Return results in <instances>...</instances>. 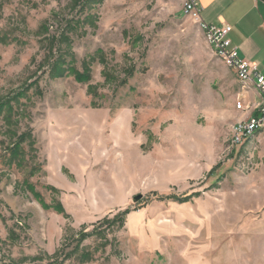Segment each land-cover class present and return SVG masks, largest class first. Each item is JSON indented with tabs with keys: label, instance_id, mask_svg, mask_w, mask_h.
Listing matches in <instances>:
<instances>
[{
	"label": "rangeland",
	"instance_id": "1",
	"mask_svg": "<svg viewBox=\"0 0 264 264\" xmlns=\"http://www.w3.org/2000/svg\"><path fill=\"white\" fill-rule=\"evenodd\" d=\"M184 1L0 0V264H264L253 89Z\"/></svg>",
	"mask_w": 264,
	"mask_h": 264
},
{
	"label": "crops",
	"instance_id": "2",
	"mask_svg": "<svg viewBox=\"0 0 264 264\" xmlns=\"http://www.w3.org/2000/svg\"><path fill=\"white\" fill-rule=\"evenodd\" d=\"M198 8L204 24L231 27L230 46L264 77V0H198Z\"/></svg>",
	"mask_w": 264,
	"mask_h": 264
},
{
	"label": "built area",
	"instance_id": "3",
	"mask_svg": "<svg viewBox=\"0 0 264 264\" xmlns=\"http://www.w3.org/2000/svg\"><path fill=\"white\" fill-rule=\"evenodd\" d=\"M183 11L190 18L199 23L200 28L210 31V40L215 43V55L223 56L226 59L229 69L234 70V74L238 80L246 81L253 91L258 95V101L255 103H247L253 105V113L248 115L244 120L234 124L231 131L232 146H239L240 141L244 140L246 130L254 126L264 125V77L257 71V68L251 62L238 57L237 52L230 46L228 34L231 31L229 25L223 24L220 27L204 24L199 16L198 0H185ZM237 109L245 111L238 103Z\"/></svg>",
	"mask_w": 264,
	"mask_h": 264
},
{
	"label": "trees",
	"instance_id": "4",
	"mask_svg": "<svg viewBox=\"0 0 264 264\" xmlns=\"http://www.w3.org/2000/svg\"><path fill=\"white\" fill-rule=\"evenodd\" d=\"M59 39H62V35L59 37ZM58 40H56V39L53 40L54 45H55V43L60 42ZM65 40H66V38L63 41L65 42ZM51 52H52V50H51ZM56 52H57L56 57L55 58L53 57L54 60H52L51 64H49V75L53 79L63 77L64 73L68 74L69 68L67 66L70 64V62H66L63 58L64 55L66 54L65 51L63 52L62 50L57 49ZM88 73H89V67L85 64V65H83V72L82 73H74V78L78 82H83V79L84 78L86 79V77H88ZM88 90L89 91L92 90V87H89ZM14 148H15V146H13L11 152L16 151V148L15 149ZM17 151H18V149H17ZM176 199H180V198H176ZM126 213L127 212H125V214ZM106 222H108V220ZM88 236H89L88 234L80 233L78 242L82 241L83 239H85V237H88ZM77 244H79V243H77Z\"/></svg>",
	"mask_w": 264,
	"mask_h": 264
},
{
	"label": "bare ground",
	"instance_id": "5",
	"mask_svg": "<svg viewBox=\"0 0 264 264\" xmlns=\"http://www.w3.org/2000/svg\"><path fill=\"white\" fill-rule=\"evenodd\" d=\"M185 2V1H184ZM201 30L203 31L204 33V36H205V39H206V42L209 44V46L211 47V49L214 51L215 53V43L210 40V31L209 30H204L203 28H201ZM218 58H220L223 62H225L227 65V61L226 59H224L223 56H217ZM234 71V70H233ZM239 82L243 85V86H249V84H247L246 81H243V80H239ZM251 87V86H250ZM238 107V105H237ZM252 115V114H251ZM264 129V125H261V126H254V127H251V129L249 130H246V135H244V140L247 139V137H249L250 135H252L254 132L256 131H259V130H263ZM243 140V141H244ZM243 141H240L239 145L243 143Z\"/></svg>",
	"mask_w": 264,
	"mask_h": 264
},
{
	"label": "water",
	"instance_id": "6",
	"mask_svg": "<svg viewBox=\"0 0 264 264\" xmlns=\"http://www.w3.org/2000/svg\"><path fill=\"white\" fill-rule=\"evenodd\" d=\"M141 199V196H136L135 198H134V201L136 202V201H138V200H140Z\"/></svg>",
	"mask_w": 264,
	"mask_h": 264
}]
</instances>
